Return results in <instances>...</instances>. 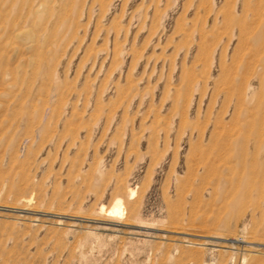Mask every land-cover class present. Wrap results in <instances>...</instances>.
Instances as JSON below:
<instances>
[{"label": "rangeland", "instance_id": "374dc122", "mask_svg": "<svg viewBox=\"0 0 264 264\" xmlns=\"http://www.w3.org/2000/svg\"><path fill=\"white\" fill-rule=\"evenodd\" d=\"M263 77L264 0H0V264H264Z\"/></svg>", "mask_w": 264, "mask_h": 264}, {"label": "bare ground", "instance_id": "6f19581e", "mask_svg": "<svg viewBox=\"0 0 264 264\" xmlns=\"http://www.w3.org/2000/svg\"><path fill=\"white\" fill-rule=\"evenodd\" d=\"M251 1V0H250ZM210 2V1H209ZM245 8V7H244ZM248 10V9H247ZM31 16V15H30ZM219 18V17H218ZM217 19V18H216ZM233 29V28H232ZM236 34V33H235ZM223 39V38H222ZM166 61V60H165ZM197 68V67H196ZM193 73V72H192ZM189 75V74H188ZM190 76V75H189ZM206 77V76H205ZM223 78V77H222ZM198 79V78H197ZM191 81V80H190ZM192 82V81H191ZM132 83V82H131ZM207 83V82H206ZM210 84V83H209ZM191 85V84H190ZM190 87V86H189ZM188 88V87H187ZM233 88V87H232ZM263 88H264V77H263ZM263 92H264V89H263ZM221 98V97H220ZM263 100H264V96H263ZM259 101V100H258ZM257 103V102H256ZM224 107V106H223ZM221 119V118H220ZM247 127V126H246ZM248 131V130H247ZM263 131H264V128H263ZM262 131V132H263ZM264 133H262L263 135ZM245 136V135H244ZM248 137V136H247ZM246 138V137H245ZM264 137L262 136V140L264 141L263 139ZM248 140V139H247ZM258 140V139H257ZM256 140V141H257ZM261 141V140H260ZM261 141V142H263ZM255 142V141H254ZM255 146V145H254ZM258 147V146H257ZM253 148V147H252ZM256 148V146H255ZM259 148V147H258ZM256 148V149H258ZM254 149V148H253ZM246 152V150H244ZM244 151H241V152H244ZM254 151H257V150H254ZM244 152V153H245ZM253 152V150L251 151ZM258 152V151H257ZM243 153V154H244ZM253 154V153H251ZM262 154V152H261ZM255 157L257 156L256 154H253ZM251 155V156H253ZM260 155V154H259ZM243 156V155H242ZM245 156V154H244ZM244 158V157H243ZM250 158V157H248ZM254 159V160H253ZM244 160V159H243ZM252 161H254V163H252L253 166H251V170H252V175L253 177L251 178V181L250 183L248 184V187L244 188V189H247L246 192L245 190L243 191V193H245L244 195H246L244 198H249V200H254L255 202L253 203H256L257 205V209L261 210L262 214H264V149H263V154H262V159H261V162L259 163L258 162V159H255V158H252ZM245 162V161H244ZM250 165V164H249ZM243 166V165H242ZM250 170V171H251ZM243 172V171H242ZM245 175V174H244ZM244 178V177H243ZM249 181V180H248ZM243 182V181H242ZM238 184V183H237ZM125 189V188H124ZM179 190V189H178ZM127 194L129 197L133 196L134 195V190L130 187H127ZM117 196V195H116ZM127 196V195H126ZM127 196V197H128ZM117 198V197H116ZM119 198V197H118ZM22 200V199H21ZM116 200V199H115ZM245 200V199H243ZM246 201V200H245ZM29 205V204H28ZM27 205V206H28ZM122 201L120 199H117L115 202H113V205L110 207L108 213L109 214H113V215H120L121 214V209H122ZM24 206V205H23ZM98 206V205H97ZM101 206V204H100ZM99 207V206H98ZM104 207L105 206H101L99 207L100 208V213L103 212L104 210ZM130 208V207H129ZM99 211V210H98ZM105 211V210H104ZM130 211L131 209L129 210V215H130ZM107 212V211H106ZM106 212H103V213H106ZM132 215V213H131ZM130 215V217H131ZM80 218V217H79ZM85 218V217H84ZM82 220V219H81ZM128 225V224H127Z\"/></svg>", "mask_w": 264, "mask_h": 264}]
</instances>
